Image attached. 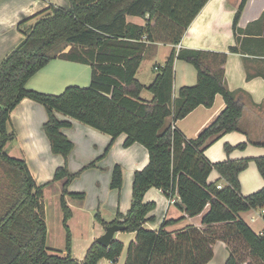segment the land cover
I'll list each match as a JSON object with an SVG mask.
<instances>
[{
  "label": "trees",
  "instance_id": "16d2710c",
  "mask_svg": "<svg viewBox=\"0 0 264 264\" xmlns=\"http://www.w3.org/2000/svg\"><path fill=\"white\" fill-rule=\"evenodd\" d=\"M207 1L69 0L68 9L51 5L17 25L24 39L0 64V264H98L103 259L117 262L123 244L114 239L107 248L92 243L81 262L72 257V213L65 198L84 199V194L69 193V184L82 170L94 168L120 135L126 136L123 147L137 143L146 149L148 164L133 174L127 213L117 214L111 223L103 222L98 215L95 218L105 228L118 225L124 228L122 232L134 233L124 264H207L213 258L212 246L218 241L228 248L225 264H237L228 247L231 242L244 243L248 255L264 264V229L255 234L239 218L242 212L264 211V186L243 196L238 176L249 160L210 163L204 156L213 141L237 130L242 115L240 102L226 86V54L172 50L163 66L156 67L149 86L144 87L135 78L148 44L162 41L177 45ZM246 1L241 0L233 18L235 37ZM128 17L143 24L129 22ZM229 51L238 52L235 47ZM175 58L193 66L196 84L181 87L173 97ZM54 59L90 67L89 86H68L59 95L27 89L28 80ZM143 89L152 94L151 102L139 98ZM217 95L224 101L223 111L196 139H185L174 124L198 106L211 107ZM23 99L44 108L47 119L42 131L51 154L66 161L73 149L61 132L70 123L59 120V114L108 135L110 142L102 157L74 174L64 163L50 182L38 185L26 161L5 151L6 144L15 139L14 132L8 131L10 114ZM168 118L171 122L167 124ZM224 149L229 153L233 148ZM254 162L264 181V157ZM212 171L224 183L220 189L219 179L207 181ZM62 180L59 203L65 255L46 247L43 209L44 187ZM122 182L121 168L115 165L109 187L119 190ZM150 188L161 190L168 199L176 196L174 204L190 218L209 206L201 219L203 228L187 226L168 232L165 222L156 231L144 227L147 214L155 207L154 203L143 202Z\"/></svg>",
  "mask_w": 264,
  "mask_h": 264
},
{
  "label": "crops",
  "instance_id": "0c3cea01",
  "mask_svg": "<svg viewBox=\"0 0 264 264\" xmlns=\"http://www.w3.org/2000/svg\"><path fill=\"white\" fill-rule=\"evenodd\" d=\"M240 3L241 0H208L184 31L177 45L162 41L148 44L135 78L144 87L149 86L156 76V67L163 66L172 50L175 53L182 50H195L226 54L223 66L226 86L240 102L242 115L238 121L237 130L213 141L205 149L204 156L210 163L248 159L246 169L238 176L241 194L247 196L264 186V181L254 162L255 159L264 157V0L246 1L237 22L238 31L235 37L232 23ZM51 5L64 9L70 7L69 0H0V64L24 39L17 25ZM127 20L143 24L137 18L128 17ZM31 23L32 21L27 24ZM230 47L237 48L238 52H230ZM145 59H148L147 67L142 69ZM70 64L73 63L59 59L50 61L28 80L26 88L45 94L49 91L46 89L63 88L64 83L71 78L68 73L76 70ZM195 84L196 71L193 66L175 58L173 97L181 87H190ZM66 87L68 86L64 89ZM139 98L143 102H151L153 96L148 90L143 89ZM224 107L222 97L217 95L211 107H196L184 118L178 120L174 127L185 139H196L223 111ZM57 118L70 123L68 127L61 129L62 134L73 144V149L66 161L62 156L53 155L50 152L49 142L42 131V125L47 116L41 105L29 99H23L10 114L8 131L14 132L15 139L6 144L5 151L6 147H13L9 155L19 153L20 158L26 161L38 185L50 182L55 170L64 163L72 174L81 171L91 162L101 158L110 142L108 135L59 114ZM170 122L171 119L168 118L167 124ZM125 138V135H120L107 154L97 161L94 168L82 170L68 186L69 193L84 194L83 200L65 198L72 213L69 221L72 232L71 254L78 262L84 259L87 249L105 232V227L98 222L95 215H98V218L105 223L113 222L117 214L125 215L131 202L133 174L148 164L146 149L137 143L127 148L123 147ZM241 144L244 145L243 148H236ZM225 146L233 149L226 153ZM6 152L8 154L9 151ZM115 165H118L122 171L123 182L119 190L109 187ZM218 179V174L212 171L207 181L213 183ZM62 184L63 180L52 182L43 189L44 198L45 190L48 186H53V193L58 204L56 207L58 211L60 210L61 225L63 215L59 200ZM217 185L224 186V183L219 179ZM174 199L178 201L176 196ZM143 202H151L155 205L154 209L147 214V221L144 223V227L153 231L158 230L163 222H165L164 229L168 232H176L187 226L202 229V216L209 209V206H206L201 214L192 218L187 217L174 203H170L161 190L155 188L146 191ZM43 209L45 218L44 203ZM261 212L259 209L242 212L239 218L255 234H261L264 229ZM125 237L130 239L129 244L135 236L134 233L124 232L116 233L114 236L115 240L123 244V250H126L128 246L124 241ZM75 242L81 245V250L77 253L74 251ZM212 250L213 258L207 264H218L213 261L217 252L222 261L226 262L229 252L223 242H216ZM59 252L65 255L63 250Z\"/></svg>",
  "mask_w": 264,
  "mask_h": 264
},
{
  "label": "rangeland",
  "instance_id": "374dc122",
  "mask_svg": "<svg viewBox=\"0 0 264 264\" xmlns=\"http://www.w3.org/2000/svg\"><path fill=\"white\" fill-rule=\"evenodd\" d=\"M147 61L148 59H145V62L142 64V67H141L142 69L144 67H147V63H148ZM70 65H72V67L76 70L70 71V73H68V75H70L71 78L68 82L64 83L63 86L64 87L65 86H77L80 88L88 87L89 82H90V75H91L90 67L81 65V64H74V63ZM64 87L63 88L60 87L58 89H55V87H53V88L46 89V90H49L47 91V93L52 92L53 95H59L63 92L62 90L64 89ZM40 93H44V92H40ZM12 149L13 147H6V151H9L8 155L11 154ZM9 156L13 158H20L19 153L16 155L12 153V155H9ZM51 185L48 186V188L45 190V194L43 198V203L45 207V222L48 227L46 247L53 251L54 250L64 251V244H65L64 230L62 229V225H61L60 214H59L60 210L59 211L57 210L56 205L58 204L55 199V195L53 193V189H52L53 186ZM129 240L130 239H128V237H125L124 241L126 245L128 244ZM228 247L234 253L235 258L237 259V264H261L258 260L251 258L248 255V251L244 243L231 242L230 244H228ZM80 250H81V245L75 242V247H74L75 253L79 252ZM125 256H126V250L124 249L120 258L115 264H124ZM101 261L103 262H99L98 264H112L104 259ZM213 261L218 264H225L224 261H222V258L218 252L216 253Z\"/></svg>",
  "mask_w": 264,
  "mask_h": 264
},
{
  "label": "water",
  "instance_id": "95a60500",
  "mask_svg": "<svg viewBox=\"0 0 264 264\" xmlns=\"http://www.w3.org/2000/svg\"><path fill=\"white\" fill-rule=\"evenodd\" d=\"M124 228L122 226L113 225L105 228V232L102 236L96 239V243L104 248H107L111 241L114 239L116 233L122 232Z\"/></svg>",
  "mask_w": 264,
  "mask_h": 264
},
{
  "label": "built area",
  "instance_id": "2783aa9c",
  "mask_svg": "<svg viewBox=\"0 0 264 264\" xmlns=\"http://www.w3.org/2000/svg\"><path fill=\"white\" fill-rule=\"evenodd\" d=\"M217 188H218V189H220V188H221V186H220V185H217ZM169 201H170V203H172V204H173V203L175 202V199H174V198H171V199H169ZM261 213L263 214V213H264V211H262Z\"/></svg>",
  "mask_w": 264,
  "mask_h": 264
}]
</instances>
